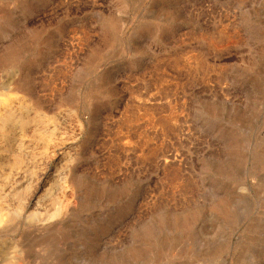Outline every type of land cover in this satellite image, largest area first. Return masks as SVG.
Wrapping results in <instances>:
<instances>
[{
    "label": "rangeland",
    "instance_id": "1",
    "mask_svg": "<svg viewBox=\"0 0 264 264\" xmlns=\"http://www.w3.org/2000/svg\"><path fill=\"white\" fill-rule=\"evenodd\" d=\"M0 264H264V0H0Z\"/></svg>",
    "mask_w": 264,
    "mask_h": 264
}]
</instances>
